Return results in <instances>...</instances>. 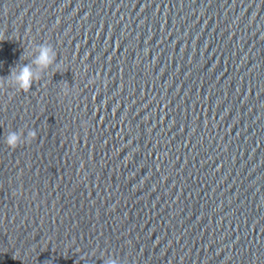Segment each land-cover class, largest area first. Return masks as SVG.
Wrapping results in <instances>:
<instances>
[{"label": "water", "instance_id": "obj_1", "mask_svg": "<svg viewBox=\"0 0 264 264\" xmlns=\"http://www.w3.org/2000/svg\"><path fill=\"white\" fill-rule=\"evenodd\" d=\"M44 43L0 89V264H264V0H0V78Z\"/></svg>", "mask_w": 264, "mask_h": 264}, {"label": "clouds", "instance_id": "obj_2", "mask_svg": "<svg viewBox=\"0 0 264 264\" xmlns=\"http://www.w3.org/2000/svg\"><path fill=\"white\" fill-rule=\"evenodd\" d=\"M37 55L32 59L31 63H25L21 66H15L11 69L10 75L7 78H0V89L6 91L11 88L18 93H28L32 90L34 84L42 81V74L56 67L60 71L57 64V52L54 46L50 43L36 44ZM24 60H28V53H24ZM33 65L36 68H33ZM104 86L107 87V81H104ZM65 95H70L67 89L62 90ZM37 139L36 131L32 130L27 133L25 138L24 132L8 131L5 134V143L12 151L17 150L25 144H30ZM105 264H121L116 258L108 257Z\"/></svg>", "mask_w": 264, "mask_h": 264}]
</instances>
